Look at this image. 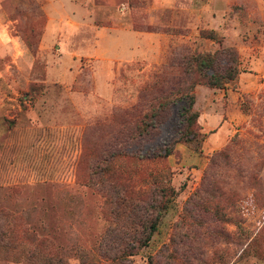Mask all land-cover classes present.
<instances>
[{
  "label": "rangeland",
  "instance_id": "374dc122",
  "mask_svg": "<svg viewBox=\"0 0 264 264\" xmlns=\"http://www.w3.org/2000/svg\"><path fill=\"white\" fill-rule=\"evenodd\" d=\"M218 46L236 50L238 73L223 89L193 87L199 136L172 142L176 103L131 138L183 57ZM93 148L125 152L117 162L143 203L134 217L172 190L145 244L126 235L138 221L118 227L91 187ZM0 208L68 264H116L98 251L114 246L122 264H264V0H0Z\"/></svg>",
  "mask_w": 264,
  "mask_h": 264
},
{
  "label": "trees",
  "instance_id": "16d2710c",
  "mask_svg": "<svg viewBox=\"0 0 264 264\" xmlns=\"http://www.w3.org/2000/svg\"><path fill=\"white\" fill-rule=\"evenodd\" d=\"M199 36L220 42V38L215 36L212 30L201 29ZM181 73V79L174 82L167 88L168 90L164 89L156 94L141 116L134 121L131 138L136 140L147 138L166 119L170 105L180 103L181 107L178 111L172 142L186 144L192 141L198 135L197 112L192 107L194 102L193 87L201 84L214 89L226 88L236 79L238 73L237 52L232 46H218L213 51L192 50L182 59ZM164 151L163 156L169 154V147ZM124 153L122 150L113 151L101 159L102 155L96 148H93L92 165H94H91V174L96 177L91 187L104 197L109 213L112 218L116 219L118 227L129 226L132 222L138 221L137 225L141 229L138 232L128 231L126 235L131 236L136 247H139L140 244L146 243L157 229L161 213L167 206L172 190L160 187L157 190L159 198L154 199L152 203H146V206L151 209L150 214L145 215L142 220L134 217L136 210L141 209L143 203L139 198L140 195L134 193L131 176L128 177L129 174L125 173L121 164L117 162L121 156H124ZM132 153H136L132 154V158L135 160L144 158L137 152ZM97 161H101L104 165H97ZM88 185L90 186V183ZM124 249H126L125 246L118 248L114 246L109 250L106 248L108 254L99 249L98 251L101 257L110 258L115 260L116 264H122L121 260L125 258L126 254ZM110 253H112L111 256ZM0 258L10 259L21 264H68L65 257L57 251L51 239L37 234L28 227L20 214L5 208H0ZM79 258L85 262L87 260L86 251L82 250ZM151 258L148 256L146 264H153Z\"/></svg>",
  "mask_w": 264,
  "mask_h": 264
},
{
  "label": "crops",
  "instance_id": "0c3cea01",
  "mask_svg": "<svg viewBox=\"0 0 264 264\" xmlns=\"http://www.w3.org/2000/svg\"><path fill=\"white\" fill-rule=\"evenodd\" d=\"M55 2H58V1H60V0H54ZM71 1V0H70ZM73 2V1H72ZM78 4V3H77Z\"/></svg>",
  "mask_w": 264,
  "mask_h": 264
}]
</instances>
